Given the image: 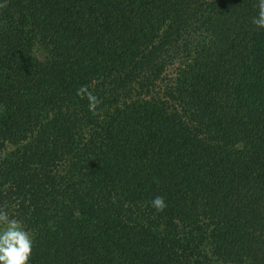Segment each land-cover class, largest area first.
I'll return each instance as SVG.
<instances>
[{"label": "trees", "instance_id": "trees-1", "mask_svg": "<svg viewBox=\"0 0 264 264\" xmlns=\"http://www.w3.org/2000/svg\"><path fill=\"white\" fill-rule=\"evenodd\" d=\"M257 3L0 0V209L28 264H264Z\"/></svg>", "mask_w": 264, "mask_h": 264}, {"label": "clouds", "instance_id": "clouds-1", "mask_svg": "<svg viewBox=\"0 0 264 264\" xmlns=\"http://www.w3.org/2000/svg\"><path fill=\"white\" fill-rule=\"evenodd\" d=\"M6 7L0 4V8ZM258 9L257 15L252 18V24L258 30H264V0H258L253 5ZM81 99L88 100V110L93 115L97 113L101 99L89 91L87 85H81L76 92ZM151 207L156 213L163 212L166 201L163 196L157 195L151 200ZM33 249V238L25 230L21 221L10 218L9 214L0 209V264H28Z\"/></svg>", "mask_w": 264, "mask_h": 264}]
</instances>
